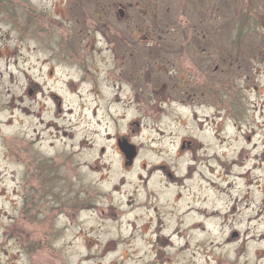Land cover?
I'll return each mask as SVG.
<instances>
[{
	"label": "rangeland",
	"instance_id": "374dc122",
	"mask_svg": "<svg viewBox=\"0 0 264 264\" xmlns=\"http://www.w3.org/2000/svg\"><path fill=\"white\" fill-rule=\"evenodd\" d=\"M109 31L157 39L150 53L193 39V106L127 110L139 122L130 170L90 151L122 128L100 108L109 89L62 88L77 75L58 55L110 54ZM48 69L51 89L30 96L26 82ZM246 86L264 100V0H0V264H229L236 252L239 264H264V246L245 242L264 232V105L244 123L233 108ZM119 107L111 110L125 114ZM183 139L192 146L180 149ZM81 188L85 204L74 201ZM46 227L50 248L40 244ZM219 241L226 250L209 248Z\"/></svg>",
	"mask_w": 264,
	"mask_h": 264
},
{
	"label": "flooded vegetation",
	"instance_id": "af4514ba",
	"mask_svg": "<svg viewBox=\"0 0 264 264\" xmlns=\"http://www.w3.org/2000/svg\"><path fill=\"white\" fill-rule=\"evenodd\" d=\"M124 8V5L119 4V8L117 9L119 17L121 18L125 15ZM146 27H148V24H146ZM104 40L110 45V54H94L90 55V57H85L84 59H80V56L74 52L58 55L60 57H65L68 63H70L71 59L74 61V63L69 67L74 68L71 71L73 74L77 75L76 80L71 79L68 81V84H70L69 87L66 83H64L62 88L66 87L68 93L72 91H75L72 93H80L77 92L76 89L81 85H84L89 88L87 92H91L95 96L101 92V85H103L105 89H109V92L104 98L105 102H101L100 108L102 110H107L109 121L113 124L116 125L117 121L120 120V122H122V128L118 129V127L115 126V132L113 134L108 133L105 136L104 145H100L98 148L96 147V149H91L90 151L92 152L94 158H98V160L106 154H111L122 161L125 169L130 170L134 167L138 156V147L134 143V129L132 125L135 124L138 129L139 122H134L132 117L128 119L126 113L127 110L132 111L135 108L139 112H143L147 110L145 109L146 107L157 108L158 106H169L173 102H184V105L193 106V39L190 41L184 40L179 45H175L178 41L176 42L174 39H166L167 42H170L171 40L174 41V47L177 46V49L173 50L167 43L165 45H161L159 48L161 51L160 53H150V46H152V44L149 43L150 40H153L154 43L160 45L157 39L151 37L141 36L134 38L133 34L130 37H127L123 34L109 31L104 34ZM117 41H119V44L116 43ZM139 43L142 44L141 47H139ZM96 56H99L101 59L94 60ZM76 60H80L82 62H75ZM101 63L107 68L99 72L95 69L99 68ZM90 67L93 68V70H90ZM34 72L35 71H32V73ZM36 72L41 71L38 70ZM99 73H101V75H99ZM52 78L53 71L48 69L41 81H27L26 83L29 87V94L37 93L40 90H43L44 86H46V89L50 90ZM31 87L33 89H30ZM242 89H251L248 91L247 95L249 97L254 95L253 100L251 101L249 97H244L240 94V102L233 105V108H237L236 117L239 120L243 119L244 123L245 119H247V109L250 108L253 112L256 110L261 112L264 100L262 101L260 92H257L256 87L246 86ZM41 92H43V95H46V91ZM50 96L52 100L55 97L57 98L52 91H50ZM102 97L103 96L100 94V99ZM93 98L96 97L93 96ZM59 103L60 99L57 102L58 106ZM99 105V102L95 104L93 103L92 115L95 114L97 107L99 109ZM118 105L121 110L124 109L125 114L117 115L116 112L111 110ZM224 105L228 104L224 103ZM144 117V113L139 114L140 119L143 120ZM134 146H136V154L134 157L129 158L126 151L133 150ZM185 146H192L190 139L182 140L180 149H183ZM61 163L64 167L67 164L64 159L61 160ZM45 164L50 167L46 160ZM152 166L151 170L148 171L147 166L145 164H141V168L147 170L148 173L157 169L163 171L165 169L164 165L155 164ZM166 175L170 177L169 173ZM90 196L91 194L87 192L86 189L81 188L74 201L85 204L84 201L89 200ZM132 200L138 201L140 199L133 198ZM216 212L217 211H215V213ZM43 231L45 234L43 235L44 237L42 238L40 244L50 248L53 234L47 229V227L46 230ZM236 236V232H229L227 238L231 239ZM226 242H228V240H226ZM109 243L110 241L108 242V240H105L103 242L102 250L109 248ZM219 244H221L220 241ZM200 246L207 248L204 245ZM213 247L215 246L212 244L209 245V248L212 249ZM218 249L221 251L220 248ZM222 258L223 257L221 256L220 260L217 261L222 263ZM218 262L215 263L217 264Z\"/></svg>",
	"mask_w": 264,
	"mask_h": 264
},
{
	"label": "bare ground",
	"instance_id": "6f19581e",
	"mask_svg": "<svg viewBox=\"0 0 264 264\" xmlns=\"http://www.w3.org/2000/svg\"><path fill=\"white\" fill-rule=\"evenodd\" d=\"M234 167L237 170H233L232 172L229 173V176H232V178L230 179V181H233V183L234 182L239 183L242 180L243 173L239 170V168H238L239 166L237 164H234ZM245 177H246V180L249 181V178L247 176V172L245 173ZM193 211L195 212V215L196 216H199L200 215L199 212H197L195 210H193ZM189 216H192L193 217V212ZM213 216H219V213L218 212L213 213ZM249 220H251V218H249ZM189 227L190 228L191 227L193 228V225L192 226H189ZM256 233H258V235H259L258 236V239H255ZM245 242H246V246L247 247L253 246V245H261V246H264V232H262L261 230H259V232H253L252 230L248 231L247 232V240H245ZM221 245L222 244H219L218 243L217 245H214V246L217 247V248H220L223 251L226 250ZM241 251H242V249H241ZM239 257L241 258V255H238L237 252H236L235 257L232 260L231 259L229 260V264H232V263L239 264ZM220 264H224V261L222 260V263H220ZM242 264H246V262H243Z\"/></svg>",
	"mask_w": 264,
	"mask_h": 264
},
{
	"label": "water",
	"instance_id": "95a60500",
	"mask_svg": "<svg viewBox=\"0 0 264 264\" xmlns=\"http://www.w3.org/2000/svg\"><path fill=\"white\" fill-rule=\"evenodd\" d=\"M126 150V149H125ZM133 151V152H132ZM134 148H133V150H130V151H126V153H128V155H129V158H131V157H133L134 156ZM130 152V153H129Z\"/></svg>",
	"mask_w": 264,
	"mask_h": 264
}]
</instances>
